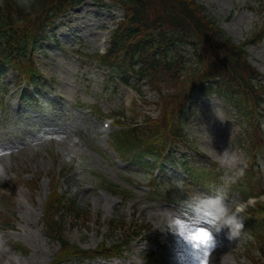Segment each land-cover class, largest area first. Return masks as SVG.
<instances>
[{
    "label": "rangeland",
    "instance_id": "1",
    "mask_svg": "<svg viewBox=\"0 0 264 264\" xmlns=\"http://www.w3.org/2000/svg\"><path fill=\"white\" fill-rule=\"evenodd\" d=\"M197 1L239 43L249 40L252 32L264 25L263 0ZM123 16L122 7L114 0H84L47 29V36L35 51L44 85L38 103H21L17 92L23 84L15 86L10 70L0 75V97L7 85L11 88L0 100V264H16L17 259L20 264H52L60 242L46 235L42 209L50 189L56 185L91 210L90 221L67 216L63 223L67 237L83 248H94L103 241H120V229L110 228V219H115L119 227L134 221L141 228L145 226L144 237L133 239L123 255L74 258L71 264H179L177 255H187L186 249L173 234L157 228L163 225L169 211L195 194L217 191L225 193L233 213L235 205L248 203V188L238 185L242 183L238 175L233 178L205 172L190 183L183 166L177 161L169 162L160 188L149 196L145 185L159 173L161 160L152 164H140L132 158L116 162L107 143L111 130L119 128L116 120L122 113L128 115L125 121L142 122L147 115L156 117L161 94L148 82H137L136 77L130 81L138 90L121 82L117 72L89 58L109 45L110 34ZM245 47L249 62L261 71L264 84V35ZM167 92L164 87L163 93ZM105 117H111L113 123L104 132L101 123ZM186 121L191 145L229 169L247 162L241 144L247 124L237 106L216 95L195 93ZM262 131L264 134V117ZM188 146L177 148L178 155L187 151L188 159L201 165L203 161ZM256 160L257 172L251 176L250 192H255L249 199L252 202L264 193V147ZM66 165L72 168L67 170ZM99 177L129 189L133 195L129 203L104 186ZM172 197L183 200L172 203ZM221 231L228 237L227 228ZM158 232L160 236L156 237ZM218 234L212 252L215 264H264V254L258 244L249 243L250 236L240 234L232 240H220ZM18 241L28 246V252L16 249ZM157 243L162 245L158 252L162 258L147 260V250H157Z\"/></svg>",
    "mask_w": 264,
    "mask_h": 264
},
{
    "label": "trees",
    "instance_id": "2",
    "mask_svg": "<svg viewBox=\"0 0 264 264\" xmlns=\"http://www.w3.org/2000/svg\"><path fill=\"white\" fill-rule=\"evenodd\" d=\"M80 1L0 0V34L7 47L0 46V59L19 63L24 77L36 81L39 71L33 55L28 52L30 45L60 12ZM116 1L122 5L125 17L111 35L107 54L95 56L101 63L121 69L126 81H129L126 71L130 68L139 78H146L153 88L160 91L168 88L167 93L161 94L158 116H147L143 125L124 122L112 134L113 145L123 158L133 155L142 159L144 154L168 153L167 148L173 153L172 147L189 140L185 131L186 113L197 92L216 94L224 100L232 99L234 93L241 95L237 104L251 118H256L252 124L255 144L264 143L259 127L261 120L258 122L264 116V93L261 92L264 84L258 80L260 71L248 61L245 48L246 43L263 37L264 25L255 29L249 40L239 43L204 12L197 0ZM184 164L193 174L200 169L189 161ZM214 165L217 164L214 162ZM217 169L221 167L217 165ZM112 190L120 193L123 199L128 198L125 191ZM90 213L63 190L55 189L50 194L44 214L46 233L61 243L52 264H64V259L76 255L94 256L108 249L105 243L96 249H84L66 236L63 223L67 216L89 221ZM109 221L115 228V219ZM132 224L127 226L130 231L137 222ZM243 224L264 250V202H257L248 210ZM131 232L138 233L135 228ZM123 235L122 242L127 243L133 234ZM15 246L18 251L27 252L22 242H16ZM109 248L110 253L122 250L121 244Z\"/></svg>",
    "mask_w": 264,
    "mask_h": 264
},
{
    "label": "clouds",
    "instance_id": "3",
    "mask_svg": "<svg viewBox=\"0 0 264 264\" xmlns=\"http://www.w3.org/2000/svg\"><path fill=\"white\" fill-rule=\"evenodd\" d=\"M227 201L221 191L195 194L168 212L163 225L157 228L173 234L186 249L187 255H177L179 264H210L217 246L215 234L227 228L229 240L240 235L243 223ZM16 264H20L19 259Z\"/></svg>",
    "mask_w": 264,
    "mask_h": 264
},
{
    "label": "snow or ice",
    "instance_id": "4",
    "mask_svg": "<svg viewBox=\"0 0 264 264\" xmlns=\"http://www.w3.org/2000/svg\"><path fill=\"white\" fill-rule=\"evenodd\" d=\"M57 139H62V137H56ZM0 154H3V153H0Z\"/></svg>",
    "mask_w": 264,
    "mask_h": 264
}]
</instances>
